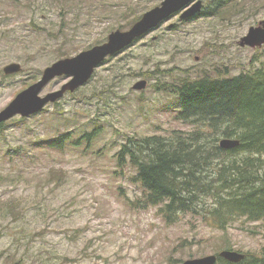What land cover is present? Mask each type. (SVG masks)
I'll return each instance as SVG.
<instances>
[{"label":"rangeland","instance_id":"374dc122","mask_svg":"<svg viewBox=\"0 0 264 264\" xmlns=\"http://www.w3.org/2000/svg\"><path fill=\"white\" fill-rule=\"evenodd\" d=\"M163 1L0 0V111L46 67L130 29ZM233 5L224 19L173 16L107 58L84 86L0 128V264H183L226 249L260 254L264 221L240 219L218 229L186 213L168 222L159 206L145 205L136 170L120 167L116 156L128 136L192 128L175 120V97L154 84L186 72L231 77L264 68V45L239 44L264 20V0ZM13 62L22 71L4 74ZM68 80L53 79L42 95ZM141 80L146 87L135 90ZM97 126V139L81 140ZM64 133H72L66 148L50 147Z\"/></svg>","mask_w":264,"mask_h":264},{"label":"trees","instance_id":"16d2710c","mask_svg":"<svg viewBox=\"0 0 264 264\" xmlns=\"http://www.w3.org/2000/svg\"><path fill=\"white\" fill-rule=\"evenodd\" d=\"M233 1L210 0L200 15L228 18L235 13ZM168 26L173 29L176 24ZM173 78L154 86L175 97V120L192 128L128 136L116 153L119 166L136 170L133 179L145 193V205L159 206L168 222L186 213L202 216L218 229L240 219L264 221V68L231 77H220V72L192 77L186 72ZM101 128L85 130L81 140L90 145ZM70 135L56 136L50 147L65 149ZM223 137L240 144L223 148ZM216 264H264V247L238 263L219 256Z\"/></svg>","mask_w":264,"mask_h":264},{"label":"water","instance_id":"95a60500","mask_svg":"<svg viewBox=\"0 0 264 264\" xmlns=\"http://www.w3.org/2000/svg\"><path fill=\"white\" fill-rule=\"evenodd\" d=\"M203 8V0H164L159 6L144 13L130 29L116 30L109 34L108 40L103 44L95 45L84 50L74 57L60 59L45 68L40 80L24 89L0 111V124L7 122L15 116L29 117L41 112L49 103H55L68 92H74L87 84L93 77L96 69L107 58L116 55L131 46L137 39L159 28L164 22L180 13L181 19H190L197 16ZM242 47L252 48L264 45V20L259 26H252L247 35L241 38ZM22 65L13 62L4 67L6 75L21 72ZM1 74V71H0ZM66 76L69 80L58 90L42 95L45 87L55 78ZM145 80L138 81L133 88L142 90L146 87ZM240 141L236 138H223L220 146L226 149L237 147ZM238 263L245 258V254L226 249L218 255H208L201 258L186 260L183 264H216L218 257Z\"/></svg>","mask_w":264,"mask_h":264},{"label":"flooded vegetation","instance_id":"af4514ba","mask_svg":"<svg viewBox=\"0 0 264 264\" xmlns=\"http://www.w3.org/2000/svg\"><path fill=\"white\" fill-rule=\"evenodd\" d=\"M47 86H48V85H47ZM47 86H46V87H47ZM46 87H45V88H46ZM43 91H44V90H43ZM43 96H44V95H43ZM12 119H13V118H12ZM4 123H6V122H4ZM0 125H2V124H0Z\"/></svg>","mask_w":264,"mask_h":264}]
</instances>
